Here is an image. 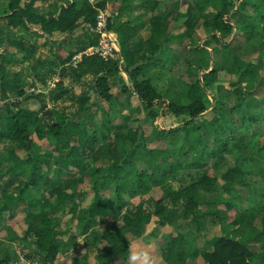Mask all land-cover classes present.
Listing matches in <instances>:
<instances>
[{
  "label": "trees",
  "instance_id": "1",
  "mask_svg": "<svg viewBox=\"0 0 264 264\" xmlns=\"http://www.w3.org/2000/svg\"><path fill=\"white\" fill-rule=\"evenodd\" d=\"M107 1L70 0L60 4L56 13L42 15L27 0H0V27L24 24L29 34L58 42L80 29L94 30L96 17ZM194 1L204 11L197 25L190 23L191 16L179 14L186 0H120L117 14L107 20L120 62L104 61L91 52L82 54L73 65L72 58L83 48L61 52L60 74L73 84L86 74L95 77L91 86L95 100L90 103L88 97L83 98V111L70 118L56 111L39 115V111L11 101L9 91L16 89L18 96L23 92L17 89V82L4 80L5 57L0 53V128L5 131L0 132V138L17 143L23 150L22 158L15 150H9L7 158L9 170L25 178L0 192V221L6 218L8 226L6 240L0 243V264L18 262L13 245L24 260L35 264H55L69 244L75 247L72 239L67 244L56 238L55 220L49 213L58 207L68 208L71 216L77 212L101 216L111 224L104 234L90 231L88 242L96 250L95 264H116L125 253L120 264H126L130 244L126 234L135 230L126 217L121 216L123 224L118 225L116 213L129 198L152 188L159 189L150 216L156 218L157 232L151 230L144 241L154 239L159 250L168 249L171 264H264V0ZM146 25L149 36L144 41L145 50L135 58L129 42ZM96 44L95 36L90 45ZM34 49L24 51L20 44L17 52L31 56ZM152 59L160 70L143 78L142 72ZM221 73H227L228 78ZM163 82L165 86H161ZM114 87L116 93L111 91ZM66 91H54L51 99H60ZM130 93V99L134 97L139 104L133 107L134 114H144L132 118L141 125L132 136L127 126L132 116L105 109L100 103ZM92 107L101 109V119L87 113ZM166 114L182 120L162 127L159 120ZM207 114L212 117L207 118ZM68 122L82 132L83 139L67 138ZM146 127L150 128L148 135ZM33 137L46 140L50 146L61 140L66 150L41 153ZM154 141L164 146L150 147ZM80 149L88 152L83 159ZM246 149L250 151L245 153ZM228 157L232 161L222 165ZM52 158L64 166L80 164L82 182L93 193L88 205L80 202L78 210L77 180L60 184L59 196L47 194L43 198L44 190L57 178ZM212 158L219 163L218 173L201 169ZM176 164L200 168L197 179L185 187L161 188L160 178L171 176ZM201 193L208 199H202ZM165 197L172 204L183 198L188 201L179 210L167 207ZM203 206L209 208L204 210ZM20 210L26 230L14 217ZM258 217L260 228L256 229L253 223ZM85 223H77V234H83ZM215 227L220 233L211 234ZM162 228L168 230L159 235Z\"/></svg>",
  "mask_w": 264,
  "mask_h": 264
},
{
  "label": "crops",
  "instance_id": "2",
  "mask_svg": "<svg viewBox=\"0 0 264 264\" xmlns=\"http://www.w3.org/2000/svg\"><path fill=\"white\" fill-rule=\"evenodd\" d=\"M27 1H29V5L36 12L42 15H45L47 13H56L60 4L69 3L70 0H27ZM99 1L100 0H89V2H91L92 4L98 3ZM112 5L115 6L114 15H116L117 14L116 7L118 6V4L116 3L115 0H109L105 9L110 8ZM148 29L149 27L148 25H146L138 33V35L131 42H129V47L131 51H133L135 58L141 55V53H143L145 50L144 41L149 36ZM0 31H1L0 53L3 54L5 57L4 63L6 67V74L4 76V80L11 84L14 82H17V85H18L17 89H20L23 92V95L18 96L16 94V91H17L16 89L9 91L8 96L11 101L17 100L19 102V105H21V107L27 108L31 111H37V112L39 111V115H42V113H45V112L47 113L49 111H52V112L56 111L58 113L64 114L66 118H70V117L80 114L83 111V105L81 103V100L83 98L88 97L90 103L95 100V95L91 88L94 82V79H95L94 76L86 74L85 76L81 78L78 84H73L68 76L60 74V67H58V63H59L58 55H61V52L66 54L70 51H73L74 47H82L83 50L73 57L75 58L74 59L75 62H78L80 60L82 54L91 53L90 50L93 46L90 45V41L95 39V34L93 30H90L87 28L80 29L79 31H76L69 37L63 38L59 40L58 42H52L51 40L45 37H36L35 34H29L26 30V25L24 24L17 26V27H8L5 24H2L0 27ZM20 44L23 45L24 51H26L27 48H31L32 46H34L35 49L32 51L33 54L31 56H24V55L18 54L17 49L19 48ZM122 75L125 78V74L122 73ZM61 88H65L67 89V91L60 99L53 101L51 97L53 96L54 91H57ZM130 95L131 93L122 95L116 99L111 100L108 103V106L104 105L103 103H102V106L107 107L110 110L125 108L129 112L127 116L133 115L134 106L129 105L130 99L129 101H125L126 97L129 98ZM131 98L133 99V97ZM0 103H2L1 100H0ZM100 103H101V100H100ZM116 104L118 105L117 107H116ZM119 104L121 105V107H119ZM90 110L87 112L88 114H90ZM65 130L66 132H68L67 133L68 139L77 141V140L84 138L82 132L79 129H77L71 122L67 123ZM0 132H3V133L5 132L2 127L0 128ZM114 134L115 132H112V135ZM128 134L132 136V131L129 130ZM33 138L35 139V137ZM36 140L37 139H35V142L39 146H41L39 142H37ZM58 142L60 143L59 149L60 150L63 149V152H64L66 150V147L59 140H57V143ZM57 143L55 144V146H50L49 143L47 142L48 146L50 148L51 147L53 148L51 150L44 149V153L47 152L48 154H55L54 150L57 147ZM114 144H115L114 142L111 143V148H114ZM0 145H1L0 147L2 148L0 151V156H5L7 161H8L7 154L9 150H15L16 154L22 158V156H20L17 153V151H21V153H23V150L17 145V143H11L6 138H0ZM42 148L43 147L41 146V149ZM82 155H83V152L80 149L79 156L82 157L83 159ZM51 162H52L53 168L55 169L54 170L55 173H57L56 182H54V184H52L51 186L59 187V185L61 184V179L64 177H67L70 180H77L79 181V184L83 183L82 177H81V170L83 168L80 166V164L64 166L61 164V162L56 161L53 158L51 159ZM59 168L62 170H58ZM8 175L10 176L18 175V172H12L9 170V168H4L3 165H0V180L4 179ZM64 182L65 181H62V183ZM51 186L47 187V191L44 190L43 194L50 195L49 188ZM78 186H81V185H78ZM5 189H8V188H5L3 185L0 184V192ZM57 195L59 194L50 195V196L56 197ZM65 209L68 210V208H65ZM123 209H125V211L122 214ZM27 210L28 209H25V211ZM78 210H79V207H78ZM126 210H128V207L122 206L120 210L117 211L116 214H118V216H122V217L125 216L127 219H130L129 224L131 228L134 230H136L138 227L139 228L144 227V224L147 222V219H148L147 217H149L150 214L152 215L153 213V209L151 213H147L146 211L145 213H142L140 217L142 222L140 223L139 221V224L137 226L134 220V216L136 215L133 214L132 208L129 210V213L127 215L125 213ZM21 214H23V221H24V226L22 225L21 228L23 230H26L28 229V226L25 223V219H24L25 215H24L23 210ZM58 214L59 213H56V215ZM76 214H80V215H78L75 218L74 226L71 227V225H69L70 226L69 231L72 234L70 233V236L67 238V239H72L75 242L78 241L76 237L86 234L89 230H97V228L93 229L92 227V224L95 223L96 216L88 217L85 214L81 215V213L79 212H77ZM49 216L53 217L54 220H58L57 216L54 217L52 214L50 215V213H49ZM72 217L73 216H71L68 213V218L70 220H72ZM80 221L86 222L85 223L86 226H85V230L83 234H77L76 232L77 223ZM0 223L2 224L0 232H2V234L4 235L3 237L4 239L0 241L5 242L6 240L5 233H6V229L8 228V226L4 220H1ZM65 234H68L67 230L65 231ZM134 237L136 238L137 236L134 235ZM57 240L60 241L58 238ZM12 248H14V245L12 246ZM91 251H94V249L90 251L85 250L83 254H81V256L77 258L75 257L77 264H79L80 259H81L80 264H85L86 263L85 260L89 256ZM163 252L165 254H170L168 249H164ZM64 254L65 255L67 254L66 251L63 254H59V255H64ZM94 254L96 255V251H94ZM125 255L126 253L119 256V258L122 257V259H124ZM164 261H167L166 257H164Z\"/></svg>",
  "mask_w": 264,
  "mask_h": 264
},
{
  "label": "rangeland",
  "instance_id": "3",
  "mask_svg": "<svg viewBox=\"0 0 264 264\" xmlns=\"http://www.w3.org/2000/svg\"><path fill=\"white\" fill-rule=\"evenodd\" d=\"M115 1L117 4H119V2H120V0H115ZM107 3H108V1H107ZM114 9H115V6L112 5L110 8L104 9L101 11L107 12V14H109L111 17L112 14H115ZM248 10H249V12H248L249 14L253 13L252 12L253 10L252 11H251V9H248ZM203 12H204L203 9H201L194 0H186L185 4H183L179 10V14H181L182 16H184V15L191 16L190 23L193 25H197L198 20H199V18ZM254 13H253V15H254ZM175 18H177V15L175 16ZM197 32L201 37L204 35L201 28H199L197 30ZM113 37L115 38L114 35H113ZM239 40L242 41L243 38L239 37ZM159 70H160V67L157 66L154 63V59H152L148 62L147 66L144 68V70L142 72V77L143 78L150 77L153 72H158ZM220 76L223 78H228L227 73H221ZM161 86H165L164 82L161 84ZM111 91H112V93H116L115 87L112 88ZM117 94H120L119 91L117 92ZM129 99H130V97L129 98L126 97L125 101H128ZM102 103L104 105L108 106V103L101 100V106H102ZM130 103H129V105H132L134 107L136 105L137 106L139 105L137 100L134 99V97H133V99L132 98L130 99ZM117 106L118 105L116 104V107ZM119 107H121L120 104H119ZM105 109H109V108L105 107ZM115 111H118L123 115H128V113H129L127 111V109H125V108H119V109H116ZM101 113H102L101 109L94 107L90 110L89 115L94 116L98 119H101ZM142 115H144V114L143 113H141L140 115L139 114H133V115L129 116V117H131V116L132 117L130 119V122L127 124V126L132 131V134H134V131L137 128H141L140 123L137 121L134 122V120L132 118H134L135 116L140 118V117H143ZM211 117H212V114H207V118H211ZM181 120H182L181 117H174V116H170V115L166 114L163 117H160L159 123L162 127H172V126H175L176 124H178ZM119 127H120V124H119ZM119 127L118 128L116 127L117 130H119ZM149 130H150V128L148 129L146 127L144 130V133L146 135H148ZM67 133L68 132H66V135H67ZM67 138H68V135H67ZM36 141L39 142V144L43 147L41 149V153H44V149L51 150L53 148V147L50 148L45 140H43V141L36 140ZM59 141L62 143L61 140H59ZM59 144L60 143L58 142L57 147H56V151L54 150L55 153H57V150L59 148ZM158 145H159V147L164 146V144H162V143L158 144V142H156V141L151 142L149 144L150 147H157ZM1 149L2 148L0 147V151H1ZM249 151H250L249 149H246L245 153H248ZM60 152H63V149L60 150ZM17 153L23 157V153H21V151H17ZM87 154H88L87 151L83 152V156H86ZM227 159H228L227 161L222 162V165L226 166L227 162L232 161L231 157H228ZM216 164L218 167L216 166ZM0 165H3L4 168H9V166L11 164L6 160L5 156H0ZM219 167H220L219 163L216 162V160L214 158H212V159L207 160V162H205L203 164L201 169H207V170L215 171V173H218V171L219 172L221 171V169ZM199 170H200V168L199 169L198 168L197 169H189V168H186L185 166H181V165L176 164L174 166V172L171 176H166V177L160 178V186L163 189H167L168 187H171L174 189H176L178 187H185L197 179V175H198ZM24 181H25V178L21 174L13 175V176L8 175L4 179L0 180V184L3 185L5 188H11V187H13V185H18L19 183H22ZM62 181L66 182V181H70V179H68L67 177H64L61 179V184H62ZM78 185H81V186H78L79 190L75 195V202L77 203L78 207L80 205V202H81L82 206H86L91 201L93 193H92V191H90V189L88 187H86L85 183H80ZM80 187H81V189H80ZM225 188H226V186H225ZM45 190L47 191V188ZM66 190L68 191L69 188H66ZM158 190H159L158 188L149 189V190L142 192L141 194L135 196L134 198H129L128 199L129 202H127L126 205H123V206L128 207V210H126V212H125L126 215L129 213V210L132 208L133 214L136 215V216H134V220H135L137 226L139 224V221H140V223L142 222V220L140 219L142 213H145V211L147 213H151L152 209L154 211V200L156 198V194H157ZM49 191H50L49 192L50 195H56V194H59L62 190H59L58 186H51L49 188ZM83 193H84V195H83ZM46 195L43 194L42 195L43 198ZM57 196H59V195H57ZM208 197L209 196L201 193L202 199L205 200V199H208ZM52 198H55V196H52ZM187 201H188L187 198H183L180 201H178L176 204H172L168 197L164 198V204L167 207H169V208L173 207V208H176L179 210L183 209V206L185 205V203ZM247 205L250 206V205H252V203L248 202ZM224 207L225 206H221V207L219 206V208L225 209ZM207 208H209V207L203 206L204 210ZM227 210L230 213L233 212L232 209H230L229 207H227ZM124 211H125V209L122 210V214L124 213ZM21 212L22 211L20 210V213H17L14 216L19 227H21L22 225L24 226L23 214H21ZM56 213H59V214L56 215ZM68 213H69V211L67 209H64L61 207L55 208L52 211H50V215L52 214L54 217L57 216V219H58V220H55L56 223H55V227H54V230L56 231V234H57L56 237L61 242H64L67 244H69V240L67 238L70 236V233H71L69 231V229H70L69 225H71V227L74 226L75 218L78 215H80V214H76L75 216L72 217V220H70L68 218ZM116 216H117L116 217L117 224L121 225V223H122V220L120 219L121 216H118V214H116ZM150 216H151V214H150ZM150 216L148 217V221H147V224L145 226L144 232H143L144 227L140 226L142 228L138 227L134 232V235L137 236L136 238L130 232L126 234L128 240H129V243H130L129 244V251H128V258L126 260V264H128V263H130V264H164L163 261L161 260V259H164V257L167 258V261H168L167 263L171 264V258H170L171 254H165L164 252L159 250V247L154 243V239H151L149 242L144 241L145 235L155 228L154 222H155L156 218L150 217ZM82 217H84V216H82ZM3 220L7 224L6 219H3ZM127 220L129 221L130 219H127ZM223 220H225V218H221V221H223ZM110 225L111 224H108L107 221H103L101 216H96L95 223L92 224V227H93V229L97 228V230L99 232L104 234L107 231H110ZM1 226H2V224L0 223V229H1ZM253 226L256 229L260 228L259 217L254 221ZM66 230L68 231V234H65ZM154 230H155V232H157L156 229H154ZM167 230H168L167 228H162L158 231V234L160 235L164 231H167ZM90 231L91 230H89L86 234H84L82 236L80 235L79 237H76L78 239V241L76 242V246L73 247L69 244V246L65 250L67 254L66 255L65 254L59 255L55 261V264H77V261H76L77 257L81 256V254H83V252L85 250L90 251V250L94 249L93 245L88 242V237L90 236V233H89ZM212 233H215V234L220 233L219 227H215L211 231V234ZM3 237H4V235L2 234V232H0V240L4 239ZM13 249H14V251L17 252V253L15 252V253L19 257L18 262L13 261L12 262L13 264H35L34 262H32L30 260H24L22 257L23 253L21 251H19L15 246ZM94 251H96V250L94 249ZM94 251H91V253L88 256V261L85 260L86 261L85 264H87V263L88 264H95V261L93 258L95 256ZM122 260H123L122 257H120V258L118 257L115 260V263L120 264ZM80 263H81V259H80L79 264Z\"/></svg>",
  "mask_w": 264,
  "mask_h": 264
},
{
  "label": "built area",
  "instance_id": "4",
  "mask_svg": "<svg viewBox=\"0 0 264 264\" xmlns=\"http://www.w3.org/2000/svg\"><path fill=\"white\" fill-rule=\"evenodd\" d=\"M112 17V15H111ZM110 15L105 11H99L96 17V26L94 28V34L97 37V44L91 48V52L97 54L104 61L118 60L119 49L113 37V34L107 30V20ZM71 60V63L75 65L77 62Z\"/></svg>",
  "mask_w": 264,
  "mask_h": 264
},
{
  "label": "clouds",
  "instance_id": "5",
  "mask_svg": "<svg viewBox=\"0 0 264 264\" xmlns=\"http://www.w3.org/2000/svg\"><path fill=\"white\" fill-rule=\"evenodd\" d=\"M101 11V10H100ZM94 31V30H93ZM111 33V32H110ZM115 39V38H114ZM120 55V54H119ZM117 61H119L120 62V56H118V60Z\"/></svg>",
  "mask_w": 264,
  "mask_h": 264
},
{
  "label": "water",
  "instance_id": "6",
  "mask_svg": "<svg viewBox=\"0 0 264 264\" xmlns=\"http://www.w3.org/2000/svg\"><path fill=\"white\" fill-rule=\"evenodd\" d=\"M120 56V55H119Z\"/></svg>",
  "mask_w": 264,
  "mask_h": 264
}]
</instances>
